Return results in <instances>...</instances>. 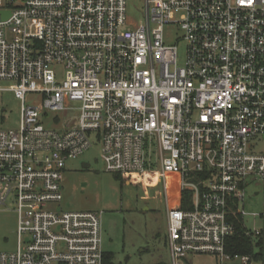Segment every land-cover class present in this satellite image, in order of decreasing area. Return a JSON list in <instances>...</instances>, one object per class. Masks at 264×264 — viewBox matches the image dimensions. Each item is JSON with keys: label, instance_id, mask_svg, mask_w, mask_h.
Listing matches in <instances>:
<instances>
[{"label": "built area", "instance_id": "1", "mask_svg": "<svg viewBox=\"0 0 264 264\" xmlns=\"http://www.w3.org/2000/svg\"><path fill=\"white\" fill-rule=\"evenodd\" d=\"M143 4L132 25L125 0H0V91L21 101L19 129L0 131V208L11 199L17 214L16 250L0 264H103L100 213L47 210L62 201L66 162L94 142L106 172L144 176L158 165L163 187L178 177L170 264L255 263L227 242L238 218L244 237L261 235L239 208L247 177L262 183V213L250 215L264 217V148L251 150L264 145V0ZM169 25L182 32L181 65L164 44ZM27 94L41 104L26 107ZM42 111L74 112L76 125L46 129Z\"/></svg>", "mask_w": 264, "mask_h": 264}, {"label": "rangeland", "instance_id": "2", "mask_svg": "<svg viewBox=\"0 0 264 264\" xmlns=\"http://www.w3.org/2000/svg\"><path fill=\"white\" fill-rule=\"evenodd\" d=\"M127 22L140 25L143 22V0H125ZM177 18V16H176ZM130 27L125 26L123 30ZM164 44L175 46L181 65L185 46L182 32L176 25H169L163 31ZM61 79L62 68L53 66ZM9 83L0 82V88ZM42 98L38 94H27L25 106H39ZM21 101L9 91H0V131H15L20 126ZM74 112L42 111L40 123L49 130L60 131L63 124L76 125ZM264 145L254 141L252 152L260 153ZM153 157V155H152ZM144 176L136 174L117 175L105 171L101 160L100 143L81 156L68 160L62 176V201L50 204L47 210L55 212L101 213L102 252L111 255L107 264H170L166 246V203L164 189L157 181L158 165ZM155 169V171H154ZM262 183L255 176L246 178L244 201L239 208L246 213L244 226L249 231L259 230L261 235L252 239V253L261 254L255 264H264V217H251L262 213ZM16 206L8 199L0 208V253L14 252L17 247ZM25 238V237H24ZM260 241V245H257ZM211 255H191L185 264H215Z\"/></svg>", "mask_w": 264, "mask_h": 264}, {"label": "trees", "instance_id": "3", "mask_svg": "<svg viewBox=\"0 0 264 264\" xmlns=\"http://www.w3.org/2000/svg\"><path fill=\"white\" fill-rule=\"evenodd\" d=\"M189 194H184L183 195V200L186 201L188 200V196ZM183 201V208H190V205L187 204L185 205L186 202ZM235 222V226L236 229L238 231V233L234 236H232L228 242H227V251L230 253H247V254H252V239L251 238H247L244 237L240 232V219H236L234 220ZM257 245H260V241H258ZM262 257L261 254H257L256 256H254L255 260H260ZM111 255L110 254H106L103 257V264H107L109 260H111ZM157 264H163V263H157Z\"/></svg>", "mask_w": 264, "mask_h": 264}, {"label": "crops", "instance_id": "4", "mask_svg": "<svg viewBox=\"0 0 264 264\" xmlns=\"http://www.w3.org/2000/svg\"><path fill=\"white\" fill-rule=\"evenodd\" d=\"M154 166H152V167H154ZM152 167L149 168L147 173L148 172H152V170H153ZM154 171H155V169H154ZM156 171L158 173L159 166H158V169ZM64 172H65V169H64ZM64 172H63V174H64ZM117 175H119V174H117ZM157 181L159 182L158 175H157ZM177 182H178V177L177 176L168 177L167 180H166L165 187H163L164 183L160 181V183H161V185H162V187L164 189V195H165L164 197H165V203H166V227H167V208H177L180 205L179 191H178V187H177ZM61 191H62V186H61ZM187 197H188V200L184 201L183 198H182V201L186 202L185 205H187V204L190 205L189 195ZM101 216H102V214H101ZM101 216H100V219H101ZM101 232H102V224H101ZM166 237H167V230H166ZM166 246H167V244H166ZM103 257H104V253H103ZM258 261L259 260H256L255 263H257ZM157 263H162V262L160 261V262H157ZM157 263H155V264H157ZM215 264H217L216 260H215Z\"/></svg>", "mask_w": 264, "mask_h": 264}]
</instances>
